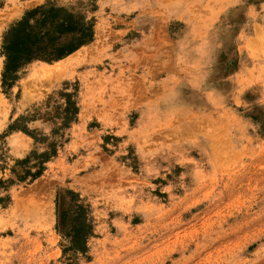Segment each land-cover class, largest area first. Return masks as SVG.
<instances>
[{"label":"rangeland","instance_id":"374dc122","mask_svg":"<svg viewBox=\"0 0 264 264\" xmlns=\"http://www.w3.org/2000/svg\"><path fill=\"white\" fill-rule=\"evenodd\" d=\"M79 1L0 0V46L25 11ZM94 5L72 54L9 86L0 54V264H264V0ZM51 141L42 173L15 179Z\"/></svg>","mask_w":264,"mask_h":264},{"label":"trees","instance_id":"16d2710c","mask_svg":"<svg viewBox=\"0 0 264 264\" xmlns=\"http://www.w3.org/2000/svg\"><path fill=\"white\" fill-rule=\"evenodd\" d=\"M84 7L93 10L94 0H81L77 7L56 6L49 2L25 11L18 21L10 25L2 34L0 46L3 84L9 86L16 79L19 69L34 60H58L91 43L94 20L87 18L86 13L79 9ZM59 95L66 98L59 116L63 126H67L75 119L78 108L73 93L59 92ZM55 146V141L48 142L47 151L40 154L32 151L18 160L12 169L15 179L25 181L38 177L43 171V163L55 154ZM3 184L0 181V187ZM82 212V205H77L71 213L76 214L71 226L72 248L79 251L85 248L88 232V225L79 219Z\"/></svg>","mask_w":264,"mask_h":264}]
</instances>
